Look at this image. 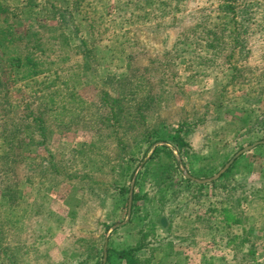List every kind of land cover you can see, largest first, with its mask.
Returning <instances> with one entry per match:
<instances>
[{
	"label": "rangeland",
	"instance_id": "rangeland-1",
	"mask_svg": "<svg viewBox=\"0 0 264 264\" xmlns=\"http://www.w3.org/2000/svg\"><path fill=\"white\" fill-rule=\"evenodd\" d=\"M0 1L4 50L39 71L2 74L9 102L55 79L51 98L33 105L45 145L24 144L15 174L0 172V189L15 176L20 191L15 206L0 198V264H92L101 238L134 245L143 209L129 222V193L158 146L185 179H210L241 158L220 184L165 206L171 223L150 240L151 264H264V0ZM165 161L147 165L136 192L151 195ZM236 201L240 223H228L223 209Z\"/></svg>",
	"mask_w": 264,
	"mask_h": 264
},
{
	"label": "trees",
	"instance_id": "trees-1",
	"mask_svg": "<svg viewBox=\"0 0 264 264\" xmlns=\"http://www.w3.org/2000/svg\"><path fill=\"white\" fill-rule=\"evenodd\" d=\"M3 8L4 7L0 1V14L4 12L5 9ZM59 17L63 22V12ZM6 22L7 21H4L5 24H7ZM10 34L11 33L9 31V28H0V68L2 62L4 64L0 74V144L2 147L0 151V170L2 171L0 172L4 176H7L8 174L10 175V173L15 174L12 167L16 163H18V153L24 144H28L29 147H34V145H45V121L40 116H38L39 110L34 109L33 105L34 103L39 101V99L43 100L45 98V101L46 99L49 100V98L51 97L50 95H47V92L55 84V79H47L46 81H41L39 84V89L34 91V93H31L29 95V100L25 103L21 102L18 105H12V103L9 102L7 96L8 83H3V81H1V76L3 73H6L8 70L12 72H16L17 70L19 72L27 70L34 75L39 73L38 65L33 61V59H31V57L16 56L12 52L4 50V42L5 40H7ZM20 80V78L16 80L11 79V81H13L14 83ZM38 92H41L42 95L38 94ZM42 108H44L42 113L49 112L50 109H48V102L44 103V106ZM13 112H15L14 116L10 117V114H12ZM51 116L52 119H55V116H53V114ZM35 130L38 131V137L41 139V141L39 142L34 139L33 135H25L27 132H30L31 134L35 133ZM148 140L152 144L160 139L158 137H154V140ZM170 140L176 144V147L180 150L182 158L183 156L184 158H190L191 155L187 154V145L181 135L180 129H174V134L170 137ZM257 147L264 148V144ZM160 155L164 156L166 161L161 162V164L157 166V172H159V175L158 179L153 183V192L151 193V195L146 192L139 194L135 191V188L137 186L141 187V185L144 183L143 178L145 177V173L147 171V165L149 167L153 159L158 158V156ZM239 158H241V156L234 159L230 166L223 173H221L218 178L207 183L200 184L191 179L183 178L168 147H156L152 153L151 159H149L143 165L142 170L137 173L132 187L131 202L129 208V211L131 210V214L129 222L135 217L136 214L140 213V211L143 209L141 217L138 219L139 229L137 232L136 243L131 246H126L123 249H114L106 245L104 260V241L101 238L99 249L97 253L93 255L92 264H151L152 258L154 256V251L156 249L151 248L152 242L150 240L154 238L153 235L157 230L161 229L163 226H166L167 223H171L169 217L164 214L165 206L169 207L172 206V204H176V201L185 191H196V193L201 196L204 188L211 185L216 186L217 184H220L219 182H221L222 180H226L227 176L231 173V171L239 161ZM195 176L196 178H201L204 180L208 178L202 175ZM10 180L11 182L9 186L1 187L2 189H0V198L6 205L15 206L17 205V194H19L20 191L17 190V181L15 176L13 178H10ZM242 186L245 187V185ZM119 191V193L122 194L128 193V191H124L123 188H120ZM238 201L234 203L236 204L234 207L230 209H223V215L226 222H231L234 224L240 223L239 217L241 216L242 211L240 210L241 203L238 204ZM138 202H141V205H138ZM153 202H155L156 205H153ZM213 204L214 203L211 204L212 207H209V212L215 211ZM165 245L168 246V248L172 249L171 242H167ZM147 253L149 254V257L146 256ZM170 254L171 252L169 254L164 253V257L169 256ZM77 264H87V261H80Z\"/></svg>",
	"mask_w": 264,
	"mask_h": 264
},
{
	"label": "water",
	"instance_id": "water-1",
	"mask_svg": "<svg viewBox=\"0 0 264 264\" xmlns=\"http://www.w3.org/2000/svg\"><path fill=\"white\" fill-rule=\"evenodd\" d=\"M232 163V161H230L227 165H225V167L218 173V174H216L214 177H212V178H210V179H206V180H197V179H194V178H192V177H190V176H188V175H186V178H188V179H191V180H193V181H195V182H197V183H207V182H209V181H211V180H215L216 178H218L219 177V175L221 174V173H223L229 166H230V164ZM130 202H131V191H130V193H129V201H128V213H129V208H130ZM105 250H106V242H105V245H104V260H105Z\"/></svg>",
	"mask_w": 264,
	"mask_h": 264
}]
</instances>
